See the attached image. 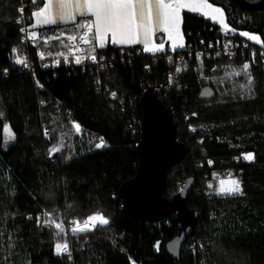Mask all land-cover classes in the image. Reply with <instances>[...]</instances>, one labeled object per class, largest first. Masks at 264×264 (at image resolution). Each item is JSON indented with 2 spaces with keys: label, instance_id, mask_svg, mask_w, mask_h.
I'll list each match as a JSON object with an SVG mask.
<instances>
[{
  "label": "trees",
  "instance_id": "obj_1",
  "mask_svg": "<svg viewBox=\"0 0 264 264\" xmlns=\"http://www.w3.org/2000/svg\"><path fill=\"white\" fill-rule=\"evenodd\" d=\"M209 2L223 10L233 31L257 34L264 41V8L247 12L234 0ZM43 3L0 0V264H264V62L258 53L249 57L258 46L183 12L185 47L173 51L184 57L181 63L168 58L171 51L147 54L139 46H106L95 51L106 59L100 69L64 67L61 61L52 68L58 53L67 50L59 39L42 40L79 29L72 24L31 29L38 38L25 47L19 8L30 24ZM161 37L157 34L155 40ZM215 41L246 43L248 48L236 59L195 54ZM38 53L44 58H37ZM17 57L29 59L32 73L19 68ZM246 60L253 82L245 91L212 81L223 67L243 66ZM172 74L175 84L167 89ZM149 87L162 88L158 97L170 113L176 140L186 148L185 158L168 170L163 195L172 199L192 180L186 204L203 213L179 261L165 250L178 232L174 214L158 224L142 223L117 196L119 187L136 175L139 100ZM223 89L228 90L225 95ZM207 90L212 92L208 100ZM72 123L79 125V134L70 128ZM5 124L15 139L4 147ZM62 136H69V142L64 140L61 150L50 154ZM101 138L103 146L95 147ZM246 153L254 159L234 161ZM217 174L238 175L243 195H215ZM45 213L52 216L50 226L44 225ZM95 213L109 224L75 235L57 234L53 222L66 229ZM64 237L69 238V252L57 255L53 246Z\"/></svg>",
  "mask_w": 264,
  "mask_h": 264
},
{
  "label": "snow or ice",
  "instance_id": "obj_2",
  "mask_svg": "<svg viewBox=\"0 0 264 264\" xmlns=\"http://www.w3.org/2000/svg\"><path fill=\"white\" fill-rule=\"evenodd\" d=\"M36 2L37 0H33L34 4ZM182 9L200 12L205 17L223 23L224 12L221 8L213 6L209 0H46L42 8L33 12L35 23H33L32 27H36L37 25L72 24L75 29L83 30L82 34L76 33L68 35L66 37L68 44L65 45L74 57V62L81 64L86 58L91 59L93 62L97 60V56L95 55L96 47H105L106 38L109 34L111 35V42L113 44L143 43L144 51L161 52L165 50L163 43H151V37L154 32L159 30L168 35L172 41L173 51L177 48L185 47L183 43H180L182 39V33L180 31ZM20 11L23 12V9H20ZM77 17H92V19L78 21ZM225 28H227V25H225ZM21 31L24 32L25 29L22 28ZM28 35L29 38L36 37L35 32H31ZM240 35L264 46V41L254 34L242 32ZM58 38L50 36L48 40ZM77 40L82 44L89 45L87 56L76 55V53L84 51L77 47L75 43ZM94 41L96 42L95 45H93ZM16 51V49H13L14 53ZM58 55L62 56L65 62L68 61V56H65L63 53H58ZM41 58L43 59V56ZM99 59L102 60L103 57ZM16 63L27 67L26 61L20 57H17ZM249 69V64L246 63L243 65L242 70L248 76V84L251 85L253 81ZM180 70L178 68L177 72ZM233 74L240 75V72L234 71ZM248 93L254 95L251 88H248ZM111 96L115 98L117 93L113 92ZM2 116L3 113H0V117ZM73 127L78 132L80 131L78 124L74 123ZM3 132L6 137V142L15 139V135L9 125H4ZM102 146L103 142L96 145L98 148ZM60 150V147L56 146L50 149V154ZM243 157L245 160L252 161L254 154L246 153L243 154ZM219 183L220 187L217 189L218 194L243 195V190L238 180H221ZM53 223L59 235L63 225ZM73 223L76 225L72 229V233L75 235L77 233L92 231L98 226L108 225L109 220L100 213H96L84 219L83 226L78 221H73ZM156 247L157 249L159 248V242ZM68 252L69 246L67 243H57L55 245V253L57 255Z\"/></svg>",
  "mask_w": 264,
  "mask_h": 264
},
{
  "label": "water",
  "instance_id": "obj_3",
  "mask_svg": "<svg viewBox=\"0 0 264 264\" xmlns=\"http://www.w3.org/2000/svg\"><path fill=\"white\" fill-rule=\"evenodd\" d=\"M234 2L247 12L264 8V0L254 4L245 0ZM161 93V87H149L139 100L142 119L140 140L135 147L138 156L137 171L133 178L119 187L117 196L129 215L142 223L158 224L174 214L178 232L166 243L165 250L169 258L179 261L186 240L193 235L203 213L187 207V198L193 189L192 180H186L172 199L163 195L168 170L185 158L186 148L175 138V125L158 97ZM204 93L209 95L207 100L212 97L211 90Z\"/></svg>",
  "mask_w": 264,
  "mask_h": 264
},
{
  "label": "built area",
  "instance_id": "obj_4",
  "mask_svg": "<svg viewBox=\"0 0 264 264\" xmlns=\"http://www.w3.org/2000/svg\"><path fill=\"white\" fill-rule=\"evenodd\" d=\"M20 9H23V7L19 8V14L20 17L18 19V24H19V34L21 37V42L25 45V47H32L34 46V38H29V33H31V29H30V24H28L27 22V18L24 16L23 12L20 11ZM25 29L24 32L21 31V29ZM83 30H79L78 33L82 34ZM77 47L83 49L84 51L82 52H78L76 53V55H83V56H87V44H82L79 42V40H77L76 42ZM259 50L256 51L254 49H250V58L253 57L256 53H258L261 57V61L264 62V48L261 45H257ZM247 44L243 43V45H239L237 42H231V41H215V42H211L208 43L207 48L205 47L204 49L201 50H197L195 54L199 55V56H204L206 58H209L211 56V53L213 54V58H221V57H227L228 59H236V58H243L244 57V53H241V51H243V49H247ZM43 56L42 53H38L37 54V58L42 59L41 57ZM27 63V67H25L24 65L18 64L19 68L23 71H26L28 73H32V66L29 62V59L23 58ZM100 57H97V60L95 62H93L91 59H85L81 64H76L74 62V57L71 54V59H68L67 62L63 63L64 67H79V68H83L84 66L87 65H92V66H96L99 69L104 65L106 59L103 57V59H99ZM170 60L171 59H175V61L177 63H181L184 61V57L182 55H177L175 56L174 53L172 52L169 57ZM248 64L249 60H246L244 64ZM60 64L58 61L53 62L51 64L52 68H57L59 67ZM45 68L49 67L48 65L44 66ZM169 89V88H167ZM103 142V140H100V144ZM198 143L202 142V139L199 138L197 140ZM235 162H249L248 160H245L243 155L237 156L234 158ZM241 174V171L238 172V175ZM238 175L236 176H232L233 179L238 180ZM239 181V180H238ZM81 226H83V223H80ZM76 225L73 223V221L70 223L69 227L71 229H73Z\"/></svg>",
  "mask_w": 264,
  "mask_h": 264
},
{
  "label": "rangeland",
  "instance_id": "obj_5",
  "mask_svg": "<svg viewBox=\"0 0 264 264\" xmlns=\"http://www.w3.org/2000/svg\"><path fill=\"white\" fill-rule=\"evenodd\" d=\"M31 29V28H30ZM33 32V31H32ZM35 32V31H34ZM79 32V31H78ZM77 32V33H78ZM36 33V39L38 38V35H37V32H35ZM61 34H63V33H61ZM71 34H76V33H69V34H67V35H60V36H55V37H59L58 39H52V40H48V38H44L42 41H43V43H50V42H53V41H59V42H61V43H63L64 44V47H65V45H67L68 44V41L66 40V37L68 36V35H71ZM34 38V39H35ZM47 41V42H46ZM66 48V50H67V52H61V53H63L65 56H68V59H71V53L69 52L68 53V48L67 47H65ZM89 48V45L87 44V49ZM43 58H44V55H43ZM56 61H61V62H65L64 60H63V57L62 56H60V55H58V59H55V60H53L51 63H53V62H56ZM48 64V63H47ZM184 64V63H183ZM179 69H181L182 70V66L180 67H178ZM177 68V69H178ZM228 68V70H225V69H227ZM223 69L225 70H223V73L222 74H220L219 76H217V78L215 77L214 79H212V81L213 82H216L217 83V86H219V87H223V84L225 85V84H228V85H231V87L233 86V87H237V88H239L240 87V89L241 90H244L245 91V88H247L246 86H247V84H248V76L247 75H245L244 74V72H243V66H231V67H228V66H225V67H223ZM234 71H238V72H240V75H234L233 73H234ZM175 74H176V72H175ZM175 74H172V75H170L169 76V78H168V81H169V84H168V88H172L173 87V85L175 84ZM246 80V81H239L238 79H240V78H242V77ZM206 80V79H205ZM226 92H228V90H224L223 89V91L221 92V95H225V93ZM73 124L74 123H72L71 124V127L70 128H72V131L74 132V134L76 133V134H79L80 132H81V129H80V131L78 132L74 127H73ZM76 124V123H75ZM3 128H4V126H3ZM190 131L193 133L194 132V129H192V128H190ZM2 138H3V145H4V147L5 146H7V145H9V144H11L14 140H10V141H7L6 142V137H5V134H4V132H3V129H2ZM68 138H69V136H62V139H60V142L59 143H57V145L56 146H59V147H61V145H63V141L64 140H66V142L68 141L69 142V140H68ZM100 141H98V142H96L95 143V147H96V145L97 144H100L99 143ZM55 146V147H56ZM230 179H233V177L231 176V175H225V176H222V175H215L214 176V179H213V182L215 183L214 185V190H213V193L215 194V195H221V194H218V192H217V189L220 187V181L221 180H230ZM221 196H224V195H221ZM96 214V213H95ZM57 215V214H56ZM91 215H93V214H91ZM90 215V216H91ZM51 214L50 213H45V220H44V225H47V226H50L51 224H52V222L50 221V219H51ZM89 217V216H88ZM86 219V218H85ZM80 223H83V221H80ZM98 223V222H97ZM70 225V224H69ZM55 227V226H54ZM63 231V233L65 232V233H69V232H71L72 231V229L69 227V226H67L66 227V229L63 227L62 228V230H60V233ZM58 232V231H57ZM65 236V235H64ZM69 238L68 237H64L63 238V240H61V241H57V242H55V244H54V246H53V249H54V253H55V245L57 244V243H60V244H65V243H67L68 244V246L70 245V242H69V240H68ZM56 254V253H55Z\"/></svg>",
  "mask_w": 264,
  "mask_h": 264
},
{
  "label": "crops",
  "instance_id": "obj_6",
  "mask_svg": "<svg viewBox=\"0 0 264 264\" xmlns=\"http://www.w3.org/2000/svg\"><path fill=\"white\" fill-rule=\"evenodd\" d=\"M46 2V0H44V3ZM43 3V4H44ZM214 6V5H213ZM42 7H43V5H42ZM41 7V8H42ZM215 7H217V6H215ZM220 8V7H219ZM222 10V9H221ZM38 11V10H37ZM223 11V10H222ZM183 12H187V13H191V14H194V15H197V16H200V17H202V18H204L205 20H208V21H210L211 23H213V24H216L221 30H222V32H224V33H235V34H238L239 36H241L240 35V33H242V32H236V31H233L228 25H227V23H226V20H225V15H224V17H223V23H220L218 20H216V21H214L213 19H211V18H208V17H205L204 15H202L200 12H192V11H189V10H187V9H182V11H181V19H182V13ZM82 19H92V17H77V20H82ZM33 23H35V18L33 17V14H32V17H31V23H30V28L31 29H36V28H41V27H47V26H58V25H64V24H58V25H37L36 27H32V25H33ZM67 25H69V24H67ZM225 25H227V28H225ZM180 31H181V23H180ZM181 33H182V31H181ZM246 33H248V32H246ZM157 34H159V35H161L162 37H161V40H159V41H156L155 40V36L157 35ZM250 34H253V33H250ZM255 36H257V37H259L260 38V36L259 35H257V34H254ZM244 40H246V41H249V42H251V43H253V44H255V45H261V44H259V43H256L255 41H253V40H249L247 37H244V36H241ZM95 41H94V45H95ZM151 43L152 44H159V43H163L164 44V51H171V52H173V50H172V41L169 39V37H168V35L166 34V33H164L163 31H159V30H157V31H155L154 32V34H153V36L151 37ZM180 43H183V44H185V40H184V36H183V34H182V39H181V41H180ZM106 46H111V47H119V48H124V47H131V46H139V47H141V49L143 50V52L144 53H147V54H155V53H161V52H164V51H161V52H151V51H149V52H146V51H144V45H143V43H140V44H113L112 42H111V35L109 34V36L106 38V42H105V47ZM151 46V45H150ZM105 47H103V48H105ZM97 49H102V48H99V47H96ZM180 49H182V48H177L176 50H180ZM175 50V51H176Z\"/></svg>",
  "mask_w": 264,
  "mask_h": 264
}]
</instances>
